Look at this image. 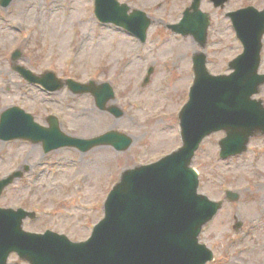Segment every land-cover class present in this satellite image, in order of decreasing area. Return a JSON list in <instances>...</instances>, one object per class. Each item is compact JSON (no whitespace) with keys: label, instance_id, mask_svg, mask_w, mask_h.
I'll return each instance as SVG.
<instances>
[{"label":"rangeland","instance_id":"obj_1","mask_svg":"<svg viewBox=\"0 0 264 264\" xmlns=\"http://www.w3.org/2000/svg\"><path fill=\"white\" fill-rule=\"evenodd\" d=\"M94 1L13 0L0 6V114L18 105L43 125L48 116H56L62 131L71 136L90 138L117 129L133 138L126 151L99 146L82 152L65 146L47 153L42 142L0 139V179L28 165L25 174L3 190L0 207L35 211V218L24 220L26 231L48 228L72 240L86 239L103 217L105 197L123 168L156 160L180 145L175 115L192 81L187 55L197 46L190 36L167 27L180 20L192 0H118L130 11L142 9L150 17L143 44L112 23H99ZM248 5L261 9L264 0H228L222 7L201 0L200 9L211 17L207 52L212 72L227 71L228 60L241 52L226 13ZM262 41L264 45V36ZM17 49L22 51L17 62L34 73L53 70L80 83L109 82L115 99L108 103L123 115L116 118L100 110L92 95L74 94L67 86L48 93L28 83L13 69L10 56ZM150 66L154 72L143 86ZM260 72L264 73V47ZM262 89L257 97L264 100ZM222 136L218 132L206 137L195 154L198 190L216 200L225 189L237 190L240 199L225 202L199 240L214 252L208 264H264V136L252 139L245 153L226 160L218 155ZM32 145L36 149H30ZM237 221L242 224L234 229ZM8 261L19 259L11 255Z\"/></svg>","mask_w":264,"mask_h":264},{"label":"water","instance_id":"obj_2","mask_svg":"<svg viewBox=\"0 0 264 264\" xmlns=\"http://www.w3.org/2000/svg\"><path fill=\"white\" fill-rule=\"evenodd\" d=\"M10 1L0 0V3L6 6ZM199 1L194 0L191 8L202 23L189 24L191 28L184 27V33L190 32L204 43L209 20L207 14L198 10ZM127 10L126 4L116 0H95L99 19L135 29L143 39L150 20L139 10L127 16ZM240 15L242 23L238 21ZM232 16L239 25L238 36L244 52L230 63L235 71L228 76H212L203 58L195 60L189 101L179 114L182 147L153 164L123 171L105 203V217L86 241L74 242L64 234L49 230L43 234L26 232L22 229V220L27 215L32 217L33 213L0 209V264H6L12 251L29 264H205L213 258L211 250L198 243V234L222 201H211L197 193V175L189 167L193 151L203 135L212 130L224 129L227 133L220 142L222 156L245 151L250 137L264 134L263 101L252 98L264 83V74L257 72L264 11L250 7ZM181 27L176 26L178 30ZM20 71L30 81L48 89L64 84L55 85L47 78L28 77L29 71L22 68ZM66 83L75 92L91 91L101 106L113 97L108 83L99 88L104 92L71 79ZM48 120L50 126L44 127L18 107L7 109L0 116V138L42 141L46 152L61 146H77L84 151L99 144L124 150L131 143L129 136L117 131L87 140L77 139L62 133L55 118ZM24 169L28 170V166ZM22 174L17 171L0 180V193ZM226 198L236 201L239 194L227 191Z\"/></svg>","mask_w":264,"mask_h":264},{"label":"bare ground","instance_id":"obj_3","mask_svg":"<svg viewBox=\"0 0 264 264\" xmlns=\"http://www.w3.org/2000/svg\"><path fill=\"white\" fill-rule=\"evenodd\" d=\"M30 149H36V147L32 145V147Z\"/></svg>","mask_w":264,"mask_h":264}]
</instances>
